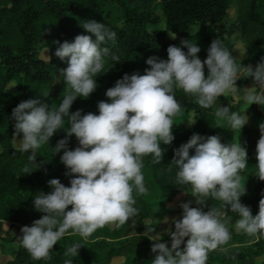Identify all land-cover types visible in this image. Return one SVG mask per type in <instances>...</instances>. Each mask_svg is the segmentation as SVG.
Returning <instances> with one entry per match:
<instances>
[{
  "label": "clouds",
  "instance_id": "9594fccd",
  "mask_svg": "<svg viewBox=\"0 0 264 264\" xmlns=\"http://www.w3.org/2000/svg\"><path fill=\"white\" fill-rule=\"evenodd\" d=\"M81 27L84 33L71 41H55L58 47L53 55L67 65L60 69L66 87L58 107L50 106L45 93L22 100L11 109L16 149L28 153L24 174L33 171L30 166L34 170L40 166L37 149L49 144L57 130L65 132L52 146V154L63 150L59 160L65 166L64 175L70 177L68 186L59 178L49 179L50 191H38L32 199L33 208L42 215L31 226H22L18 236L20 245L34 260L51 259L53 246L69 230L86 238L100 227H118L138 215L133 192L141 196L148 191L142 159L152 154L154 162H159L161 142L166 146L174 139L173 117L182 110L175 98L176 89L194 94L202 107L215 106L217 126L240 131L248 120L244 110L233 111L229 105L217 103L219 96L237 91L235 81L239 77L236 59L216 38L207 47L203 61L197 55L200 46L182 39L168 46L166 59L147 57L149 67L143 74L124 73L117 79L104 93L108 99L97 102V113L70 111L77 97L87 98L95 90V78L104 68L105 59L110 56L120 61L109 47L102 46L116 40L114 30L93 18L83 21ZM244 71L253 86L243 93L242 100L247 105H264V55L254 67L246 65ZM258 129L255 176L264 180V121L259 122ZM73 134L78 144L70 149L68 139ZM170 161L176 168V183L188 185L190 191L185 192L194 200L179 204V218H162L169 225L163 229L168 241L155 227L146 225L143 236L152 241L150 250L155 253L151 264H206L210 251L226 250L222 246L231 239L233 214L238 215L233 225L236 232L253 239L264 236V195L255 215L240 200L246 192L240 173L247 166L246 148L240 141L222 143L218 135L193 133L173 149ZM209 197L220 204L207 205L204 210ZM193 203L196 206H190ZM80 247V243H73L64 255L75 257ZM63 264H73V260L65 259Z\"/></svg>",
  "mask_w": 264,
  "mask_h": 264
},
{
  "label": "trees",
  "instance_id": "16d2710c",
  "mask_svg": "<svg viewBox=\"0 0 264 264\" xmlns=\"http://www.w3.org/2000/svg\"><path fill=\"white\" fill-rule=\"evenodd\" d=\"M234 1L237 0H0V245L8 243L11 246L10 257L5 264H63L68 258L73 260V264H151L155 253L151 252L152 241L147 237H136V241L132 242L134 247L123 255L120 247L131 243L129 238L135 237L132 234L143 232L145 220L152 218L154 212L157 211L161 218L181 215L180 207H163L177 191H172L174 189H171L172 183L169 180L170 189L160 187L162 184L157 181L156 171L152 174V170L156 169L152 165L156 162L151 163L152 154L143 157L148 164H144L141 170L144 182H157L158 185L141 196H135L133 192L139 213L125 224L100 227L97 229L98 237L84 238L69 230L53 246L51 259L48 260H34L20 245L18 236L10 229L3 230L1 219L7 218L13 211L32 213L35 219L42 215L33 208L32 199L38 191H50L47 184L49 179L59 178L65 186H68L70 179L64 175L66 169L59 160L63 150L52 154V146L65 136L63 129L57 130L61 136L56 141L50 139L49 144L37 149L36 162L40 166L35 170L30 166L33 171L23 173L28 153L16 149L11 109L22 100L48 93L55 78L52 71L67 66L66 62L53 55L58 47L55 41H71L75 35L83 34L81 24L90 18L103 22L116 32V40L107 41L102 46L109 47L120 61L107 57L104 68L95 78V90L87 98L77 97L70 111L81 109L82 114L97 113V102L108 99L104 93L117 79L124 73L143 74L145 68L149 67L145 63L147 57L157 55L166 59L168 46L177 45L182 39H189L200 46L197 55L202 61L206 58L210 42L216 38L223 42L232 55L236 53L234 44L242 42L246 48L244 60L257 62L264 55V0H241L242 14H236L227 23V12ZM173 33L174 37L171 36ZM45 48L49 61L42 57ZM235 62L238 64L239 61ZM252 82L249 75L239 77L235 81L238 87L236 93L242 96L244 86ZM11 83H14V87L9 89ZM57 86L61 102L66 87L62 75ZM175 98L182 105V110L173 117L174 139L169 146L175 144L178 135L186 142L193 133L218 135L222 143L233 142V138L235 142L240 141L246 148L247 161L246 168L240 173L241 181L248 180L245 184L246 192L240 200L251 210L258 211V202L264 195V180L255 176V145L260 135L258 124L264 121V105L250 104L252 122L245 123L240 131L217 130L197 103L194 94L176 89ZM229 107L240 112L237 104H230ZM192 120L195 122L189 128L187 121ZM71 139L76 140L74 134L68 140ZM161 146L165 148L162 142ZM208 199L211 206H219V201L211 197ZM190 206L196 205L193 203ZM204 210H207L206 206ZM153 227L157 230V225ZM229 228L231 239L222 246L226 250L210 251L207 264H247L249 248L241 247L242 237H238L231 225ZM73 243L81 244L78 255L66 257L64 253ZM250 252L254 255L264 254V243Z\"/></svg>",
  "mask_w": 264,
  "mask_h": 264
},
{
  "label": "rangeland",
  "instance_id": "374dc122",
  "mask_svg": "<svg viewBox=\"0 0 264 264\" xmlns=\"http://www.w3.org/2000/svg\"><path fill=\"white\" fill-rule=\"evenodd\" d=\"M242 7H243V3L241 0H237V1H234L232 3V6L228 9V12H227V17H226L227 23H230L231 19L236 14H240V15L242 14V12H243ZM228 46H231V44L228 43ZM234 48H235L236 53L232 56L237 61H239L238 64L236 63L238 66V73H237L238 77H242L243 75H248L244 71V67L248 64H251L254 67L256 62L254 60H251V59L244 60L245 55H246V51H245L246 48L242 42L237 41L234 44ZM44 54L47 56H48V54L46 51H45V53L44 52L42 53V57L44 59H46ZM52 73L54 74L55 78H54L53 84L51 85V87L47 93V98L45 96H44V98L49 102V104L52 108H56L58 103L60 102V97L58 95V86H57L58 82H59L60 75H61L60 69L56 70V71H52ZM251 86H253V82L246 84L244 86V92L247 91L248 87H251ZM13 87H14V83L9 84V86H8L9 89H12ZM242 96L237 94L236 92L232 93V94H226L225 96L221 95L217 98V103L220 106H224L225 104H228V105L237 104L239 111L242 112L244 110L245 114L248 116V120L246 123L250 124L252 122V114H251V111L249 110L250 104L247 105L242 100ZM194 98H196L195 95H194ZM202 108L204 109L206 115L209 117L212 124L214 125V127L217 130L229 129L226 126L223 128L220 126H217V117L215 116V106L207 107V108L202 107ZM188 127L191 128L192 124H188ZM60 136H61V133H59L57 131L53 134V136L50 139L53 141H56ZM233 142H235L234 138H233ZM68 143L70 144V149L77 146V142L75 139L68 140ZM181 143H184V140L182 139V137L180 135H178L175 139V144L171 145V146L166 145L165 151H164L163 146H161L162 147V157H161L158 164H156L157 162L152 164L156 168L155 170H152V174L156 171L157 181L159 183L161 182L160 184H162L161 186L160 185L159 186L166 188V189H168V188L170 189V187L168 185L169 184L168 180H169L170 183H172L171 189H174L172 191H177L175 193V196L172 198V200L167 201L163 205V207H166L169 209L179 208V204L183 201L194 200V197H192V195L190 193L185 192V191H190L188 185H179L176 183V178H175L176 168L174 165L171 164V161H170L172 159V156H173V149L175 147H178ZM150 159H151V157H150ZM151 160H152L151 163H153L155 161V157L153 156V159H151ZM144 164H148V163H146V161L144 159H142V167L144 166ZM169 170H170V173H169ZM160 172H161V174H160ZM247 182H248V180H246V179H243L241 181V183H244V184H246ZM156 184L158 185L157 182H156ZM156 184L155 183L149 184V183L145 182V185H146L148 191H152L153 186H156ZM206 203H207L205 205L206 207H207V205L211 206L210 205L211 201L209 202V199L206 200ZM251 211H252L253 215H255L257 212V211H253V210H251ZM174 216L177 218L180 217V215H172V216L169 215L167 217H169V219H171ZM237 218H238V215L233 214V220L229 224V225H231L233 230H234V228H233L234 219H237ZM1 220H2V224H3V230L10 229L12 233H14L16 236H19L21 233L20 232L21 227L25 226V225L31 226L32 221L35 220V218H34L32 213H26L22 210H16V211L9 213L7 218L1 219ZM146 225H151V226L157 225V230H155V231L161 232V236H162L163 240H165V241L169 240L168 235L163 232V229L166 227H169V225L162 222V218L158 216L157 211L154 212V215L152 218L145 220V228H144L143 232L145 231V229L147 227ZM172 227L174 228V226H172ZM143 232L141 234H136V233L132 234V236H135V237L129 238L131 243H127L126 245H123L122 247H120L122 255H123V253L125 254L127 251H129L130 249H132L134 247L135 244L132 242H135L137 239L136 237H138L139 235H143ZM234 232L237 233L238 237H242V242H240V245H242L241 247L249 248V249H247V251H248V257L246 260L247 264H264V254L254 255V254H251V252H250L251 249H256L258 247V245H261L264 243V236L260 237L259 239H253L252 237H249L246 234L236 232L235 230H234ZM90 236L98 237L99 233L97 230H95ZM232 239L234 240L235 237H232ZM0 243H1V241H0ZM6 244L7 245H5V246L0 245V264H5V261L10 257V253H11L10 247L11 246L8 243H6ZM130 244H132V245L130 246ZM181 246H183V245H181ZM207 262H208V260H207ZM207 262H206V264H207Z\"/></svg>",
  "mask_w": 264,
  "mask_h": 264
},
{
  "label": "crops",
  "instance_id": "0c3cea01",
  "mask_svg": "<svg viewBox=\"0 0 264 264\" xmlns=\"http://www.w3.org/2000/svg\"><path fill=\"white\" fill-rule=\"evenodd\" d=\"M172 176V175H171Z\"/></svg>",
  "mask_w": 264,
  "mask_h": 264
}]
</instances>
